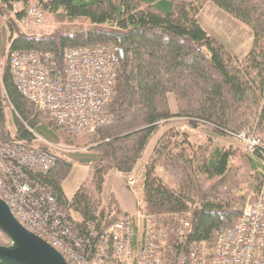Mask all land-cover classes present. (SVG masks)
<instances>
[{
    "label": "trees",
    "instance_id": "obj_1",
    "mask_svg": "<svg viewBox=\"0 0 264 264\" xmlns=\"http://www.w3.org/2000/svg\"><path fill=\"white\" fill-rule=\"evenodd\" d=\"M36 1L44 17L61 14L70 21L85 19L91 27L31 36L17 26L24 10L14 8L27 7L31 0H0V22L13 16L0 31V139L33 142L40 136L69 148H87L69 159L56 156L49 170L34 178L82 237L92 225L107 229L131 219L114 207V201L102 205L104 177L109 171L129 174L160 123L183 118L189 125H203L225 137L255 126L264 145V0ZM208 3L251 31L252 46L243 59L233 56L199 23L197 16ZM3 32L8 34L7 47ZM89 45H110L122 56L108 107L110 122L75 142L49 120L47 112L19 94L8 56L13 51L48 52L61 62L64 50ZM168 95L174 97L175 113L169 108ZM164 137L166 143H156L143 169L142 199L147 212L190 213L188 242H204L212 252L216 232L233 228L243 211L244 198L234 191L245 183L257 194L264 186V148L240 156L243 164L235 169L231 162L236 157L229 149L211 144L194 147L183 134L165 132ZM73 163L89 171L68 199L63 182Z\"/></svg>",
    "mask_w": 264,
    "mask_h": 264
},
{
    "label": "built area",
    "instance_id": "obj_2",
    "mask_svg": "<svg viewBox=\"0 0 264 264\" xmlns=\"http://www.w3.org/2000/svg\"><path fill=\"white\" fill-rule=\"evenodd\" d=\"M16 8V5L14 6ZM44 13L35 1L18 21L38 26ZM9 71L19 94L71 138L94 133L111 120L109 104L119 71L117 49L110 45L73 47L61 62L46 52L13 51ZM238 136L253 153L261 147L255 133ZM0 139V199L14 218L43 239L67 264H264V186L245 207L233 228L216 232L212 252L204 242H188L190 213L138 214L109 228L88 227L82 237L54 198L34 180L56 160L35 141ZM128 176V186L133 184Z\"/></svg>",
    "mask_w": 264,
    "mask_h": 264
},
{
    "label": "rangeland",
    "instance_id": "obj_3",
    "mask_svg": "<svg viewBox=\"0 0 264 264\" xmlns=\"http://www.w3.org/2000/svg\"><path fill=\"white\" fill-rule=\"evenodd\" d=\"M35 1L36 0H31L29 5L34 3ZM25 8L26 7L22 8L21 5L16 6L17 10H25ZM12 18V15H8L5 20L0 22V31L3 29L2 27L5 22L9 19L12 20ZM197 18L201 26L206 30V32L216 38L220 43H222L225 48L236 58L243 59L250 51L253 40L251 31L244 24L235 20L230 15L220 11L214 5L210 3L204 5L202 10L199 12ZM17 26L18 29L21 30V32L36 37L51 36L67 32L70 33L79 30H86L91 27L89 22L85 19H77L70 21L61 14L44 17L43 22L38 26L32 25V27L30 28H22L19 24ZM2 37H4L3 44L5 47H7L6 45L8 34H5V32H3ZM5 59L6 58L4 56L1 62L2 64L5 63ZM167 100L170 110L175 113L176 103L174 101L173 95H168ZM9 110V108L5 110V116L8 126L11 117V112ZM10 129H12L11 126ZM255 129L256 127L254 126L251 130L245 132H249L252 134L253 131L254 133H256L255 136L258 137L261 141V148H264L262 138L255 131ZM165 132H167V134L171 136L183 134L187 137L186 139H188L191 145H193L194 147L211 144L212 146L222 147L231 150L236 157L231 162L232 168L235 169L240 168V165L243 164L241 159H239L240 156L244 154H251L247 150L245 141L240 139L238 136H234L235 134H231L227 137L219 136L203 125L192 126L187 124V122L183 118L174 117L170 119L167 123H160L154 136L149 141L147 148L143 153V157L140 158L139 162L137 163V166L129 174H121L116 171H109L105 175L101 191L102 196L100 197L103 206L112 204V201H114V204L116 205H114L115 208L119 207L121 210L127 212L129 215L135 216V218H137L138 214H149L147 212V206L144 200L142 199V186L144 176L143 169L146 163L149 162L151 158L150 155H152L156 143L159 140L161 143H166L167 139L165 137L162 138ZM86 135L88 134H85L78 138H73V140L75 142H78V140L82 139V137ZM37 137L40 139L35 141L34 145L40 148H48L52 150V152H54L58 158L62 157L65 159H69L68 157L72 153H85L87 149H73L62 145L61 143H52L40 136ZM148 156L150 157L148 158ZM88 168L89 167L87 166L73 163V168L69 177L63 182L66 194H68V192L73 193L75 189H78L82 185L84 179L88 175ZM243 171L244 170L241 168V172ZM254 174L255 172L252 173L251 176H254ZM130 175H133L132 177L134 181L131 186H128L127 178ZM234 194L237 197L244 198L243 209L253 203L257 196L256 193L248 189V186L245 183L240 184L239 188L234 191ZM7 244L8 240L3 236V234L0 233V245Z\"/></svg>",
    "mask_w": 264,
    "mask_h": 264
},
{
    "label": "water",
    "instance_id": "obj_4",
    "mask_svg": "<svg viewBox=\"0 0 264 264\" xmlns=\"http://www.w3.org/2000/svg\"><path fill=\"white\" fill-rule=\"evenodd\" d=\"M0 233L8 240L7 245H0V264H67L47 242L25 229L1 199Z\"/></svg>",
    "mask_w": 264,
    "mask_h": 264
},
{
    "label": "crops",
    "instance_id": "obj_5",
    "mask_svg": "<svg viewBox=\"0 0 264 264\" xmlns=\"http://www.w3.org/2000/svg\"><path fill=\"white\" fill-rule=\"evenodd\" d=\"M147 148V147H146ZM146 148H145V150H146ZM144 150V151H145ZM144 153V152H143ZM151 156V155H150ZM150 156H148V158L150 157ZM142 157H143V154H142ZM63 190H64V184H63ZM77 189H75V191H76ZM75 191L72 193H69L68 192V194H66V192H65V190H64V193H65V195H66V197L68 198V199H71V197L74 195V193H75ZM125 212V211H124ZM127 213V212H126ZM128 214V213H127Z\"/></svg>",
    "mask_w": 264,
    "mask_h": 264
}]
</instances>
